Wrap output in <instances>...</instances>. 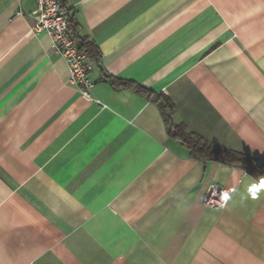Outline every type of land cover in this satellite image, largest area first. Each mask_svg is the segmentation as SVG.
<instances>
[{
    "label": "crops",
    "instance_id": "crops-1",
    "mask_svg": "<svg viewBox=\"0 0 264 264\" xmlns=\"http://www.w3.org/2000/svg\"><path fill=\"white\" fill-rule=\"evenodd\" d=\"M62 1L100 54L92 100L37 0H0V264H264V179L195 158L119 81L264 168V0Z\"/></svg>",
    "mask_w": 264,
    "mask_h": 264
},
{
    "label": "built area",
    "instance_id": "built-area-1",
    "mask_svg": "<svg viewBox=\"0 0 264 264\" xmlns=\"http://www.w3.org/2000/svg\"><path fill=\"white\" fill-rule=\"evenodd\" d=\"M31 32H47L57 51L62 54L70 71V80L78 87L84 99L92 100L95 80L93 71L97 64L88 52L82 49L81 42L72 33L74 21L71 9L62 0H37ZM204 204L216 209H224L229 203L228 193L213 183L208 189Z\"/></svg>",
    "mask_w": 264,
    "mask_h": 264
},
{
    "label": "trees",
    "instance_id": "trees-1",
    "mask_svg": "<svg viewBox=\"0 0 264 264\" xmlns=\"http://www.w3.org/2000/svg\"><path fill=\"white\" fill-rule=\"evenodd\" d=\"M73 26L74 23L72 24V28ZM80 42L82 49L88 52L96 60L99 59L100 54L92 42L86 39L80 40ZM119 81H121L120 83L122 86L136 90L138 93L152 99V101L158 105L170 136L185 145L195 158L203 161H213L232 167H240L257 176V178L264 179V168L258 166L251 157L225 147L213 146L201 136L188 132L183 125H176L173 121L175 106L168 96L155 93L134 82ZM113 82L115 83V81Z\"/></svg>",
    "mask_w": 264,
    "mask_h": 264
}]
</instances>
